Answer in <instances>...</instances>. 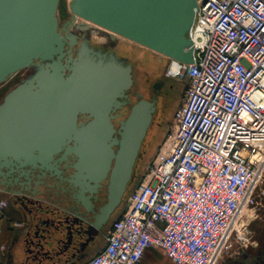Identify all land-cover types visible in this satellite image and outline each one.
Returning <instances> with one entry per match:
<instances>
[{
    "label": "built area",
    "instance_id": "obj_1",
    "mask_svg": "<svg viewBox=\"0 0 264 264\" xmlns=\"http://www.w3.org/2000/svg\"><path fill=\"white\" fill-rule=\"evenodd\" d=\"M188 36L192 62L165 72L187 80L172 128L86 264H139L149 247L218 264L264 215V0H196Z\"/></svg>",
    "mask_w": 264,
    "mask_h": 264
},
{
    "label": "water",
    "instance_id": "obj_2",
    "mask_svg": "<svg viewBox=\"0 0 264 264\" xmlns=\"http://www.w3.org/2000/svg\"><path fill=\"white\" fill-rule=\"evenodd\" d=\"M58 2L0 0V82L34 60L46 61L45 69L0 104V190L53 202L40 185L51 188L42 179L57 171L54 153L66 145L65 154H78L76 168L84 183L65 207L74 216L67 244L74 236L94 234L120 201L155 104L142 98L132 104L120 122L119 140H113L115 153L107 142L114 131L107 113L121 105L118 98L132 83L130 66L85 50L64 63ZM195 7L196 0H71L69 5L73 16L185 64L193 60L188 31ZM79 113L93 117L84 128H77ZM15 167L20 169L16 176ZM108 171L107 200L95 208L99 181Z\"/></svg>",
    "mask_w": 264,
    "mask_h": 264
},
{
    "label": "crops",
    "instance_id": "obj_3",
    "mask_svg": "<svg viewBox=\"0 0 264 264\" xmlns=\"http://www.w3.org/2000/svg\"><path fill=\"white\" fill-rule=\"evenodd\" d=\"M0 198L8 200L0 215V264H86L106 244L107 234L102 231L89 239L87 235L74 236L66 244L67 226L73 213L65 209L61 211L63 219L58 220L60 216L51 213L48 201L1 190ZM44 218L49 219L40 220ZM249 220V243L222 264H264V215ZM80 224L83 229L86 227L85 222ZM139 264L172 263L161 249L149 247Z\"/></svg>",
    "mask_w": 264,
    "mask_h": 264
},
{
    "label": "flooded vegetation",
    "instance_id": "obj_4",
    "mask_svg": "<svg viewBox=\"0 0 264 264\" xmlns=\"http://www.w3.org/2000/svg\"><path fill=\"white\" fill-rule=\"evenodd\" d=\"M71 15L68 19L64 20L61 24H58V30L62 36L63 40V57L62 60L64 63H68L69 55H71L73 58L77 57L83 50L85 52H89L92 56H100L103 58H109L113 57L115 60L120 63L121 65H129L130 66V74L132 83L131 85L124 91V96L118 98V100L121 102V105L115 107L112 106L111 109L107 113V117L109 118L108 121L112 125V128L114 129L113 132L110 133V137L108 139V143L111 147V149L116 153L118 149V143H115L113 140H119V133L118 129L120 127V122L123 121L127 114L129 113V110L136 101L139 99H146L148 101H154L155 104V110L153 112L151 122L153 121L154 114L157 113L156 110H158L157 102L159 98L160 91L162 90L163 86L165 85V81L158 77L154 80H149L150 77L148 74L143 76V78L140 76V83L142 85H147V87H139V81H138V73H136V61L133 60L130 56L125 54H117L116 50V40L114 38H121V36L114 34L102 27H99L95 24L89 23L87 21H80L77 24L74 25V17ZM87 22V23H86ZM91 25V26H90ZM75 27V28H74ZM98 29L96 31L99 33V36L96 35V37L104 38L107 45L103 48H97L93 47L89 44L88 39L85 38L87 34L90 32V30H93V28ZM36 69L34 70L33 74L30 78H26L21 80L19 83H17L14 87L9 89L8 92H6L2 98V102L5 98V96L15 87L23 84L28 83L30 80L33 79V77L40 72L41 70L45 69L46 61H40V60H34L32 63ZM31 64V65H32ZM70 64V63H68ZM27 67V66H26ZM25 68V67H23ZM21 68V69H23ZM21 69L17 70L20 71ZM15 71V72H17ZM65 73L68 74L69 70L66 69ZM93 117L89 113H79L77 115V128H84ZM152 124V123H151ZM151 124L148 126V128L151 126ZM108 127V126H107ZM147 128L146 134L149 131ZM146 136V135H145ZM146 137L143 138L141 142L140 149L138 151V154L136 156L133 170L130 175V178L128 179L125 189L121 195L120 201L114 206L112 211L108 214L107 219L105 222L101 225L100 229L98 231L106 232L108 233L109 228L111 227L112 222L119 216V214L122 211L120 210V206L123 205L126 202V198L128 197L129 185L131 183V180L134 175V168L136 166V163L138 162V159L140 157V151L141 147L143 145V142L146 140ZM69 145L74 146L75 141L71 140ZM66 145L61 148L58 152L54 153L52 163H55L57 165V171H53V175L48 177H43L44 184L51 185V188L48 189L44 185H40V189L42 191L47 190V194L50 195L53 202H50V206L52 208L51 213H56V215L60 216V219L62 220L63 216H61V211L63 212L65 210V207L72 203V196L76 194L78 190V184L84 183V181L80 178L79 170L76 168V164L79 160V155L74 154L72 152H67L65 154ZM79 153V152H78ZM81 153V152H80ZM83 155V153H81ZM114 163V158L111 159V166ZM14 166V165H13ZM16 173H13L15 176L19 174L20 169L17 167L14 168ZM4 171H9L8 169H2ZM34 175L37 174V171H32ZM18 173V174H17ZM82 174H85V171L82 170ZM109 175L110 171L107 172L106 176L102 178L99 181L100 186L97 187L96 191V197L97 200L95 202V208H98L99 206L103 205L107 200V185L109 182ZM2 192L9 193L15 195V193L10 192L9 190L2 189ZM123 210V209H122ZM49 218L40 219L42 221H46ZM95 232V233H96ZM107 236V235H106ZM89 239L91 237L87 236Z\"/></svg>",
    "mask_w": 264,
    "mask_h": 264
},
{
    "label": "rangeland",
    "instance_id": "obj_5",
    "mask_svg": "<svg viewBox=\"0 0 264 264\" xmlns=\"http://www.w3.org/2000/svg\"><path fill=\"white\" fill-rule=\"evenodd\" d=\"M72 15L68 6V0H59L57 6V22L61 24L64 20L68 19ZM90 30L85 36L91 46L97 48L106 47L107 43L104 38L98 37V29ZM96 35H98L96 37ZM116 40L117 54H125L130 56L136 62V73H138L139 87H147L140 82V76L143 78L146 74L150 77V81L158 77H161L165 81V85L160 91L157 106V113L154 114V118L149 131L140 151V157L134 168V175L129 185L128 192L134 189L136 183L142 178L143 174L149 163L152 161L157 151L160 148L165 136L172 128L173 115L177 107L183 100L184 89L187 84L186 78H169L165 75L166 69L170 63V59L156 53L146 47H143L137 43H134L124 37L114 38ZM36 67L28 65L20 71L10 74L4 81L0 82V104L2 98L6 92L14 87L21 80L30 78ZM151 123V122H150ZM150 125V124H149ZM146 135V134H145ZM129 195V194H128ZM127 199V198H126ZM124 205L120 206V210L124 208ZM227 255H222L218 264H222L228 261ZM221 261V262H220Z\"/></svg>",
    "mask_w": 264,
    "mask_h": 264
},
{
    "label": "bare ground",
    "instance_id": "obj_6",
    "mask_svg": "<svg viewBox=\"0 0 264 264\" xmlns=\"http://www.w3.org/2000/svg\"><path fill=\"white\" fill-rule=\"evenodd\" d=\"M70 3H71V0H68V6L70 5ZM74 17V25L75 24H77L78 22H80V21H85V20H83L82 18H80V17H76V16H73ZM72 17V18H73ZM87 23V22H86ZM91 26V25H90ZM75 28V27H74ZM97 28V27H96ZM95 27L93 28V29H96ZM95 31V30H94ZM157 111V110H156ZM152 123V122H151ZM150 123V124H151ZM149 129V128H148ZM148 133V132H147ZM146 136H147V134H146Z\"/></svg>",
    "mask_w": 264,
    "mask_h": 264
}]
</instances>
